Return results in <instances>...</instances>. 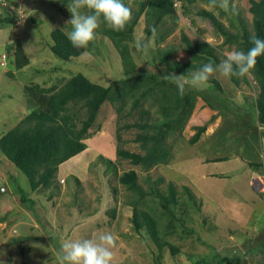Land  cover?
I'll return each mask as SVG.
<instances>
[{
    "label": "rangeland",
    "instance_id": "obj_1",
    "mask_svg": "<svg viewBox=\"0 0 264 264\" xmlns=\"http://www.w3.org/2000/svg\"><path fill=\"white\" fill-rule=\"evenodd\" d=\"M0 1L9 4L15 0ZM63 1L17 0L20 21L15 27L0 29V135L28 113L24 85L36 83L50 87L77 73L88 77V74L94 76L96 72V81L108 85L123 76L118 52L112 42L98 31L111 24L90 17L88 7L95 6L97 0H69L62 7ZM212 1L219 3L225 15H220L218 9L202 1L190 4L188 14L181 16V26L161 47L179 46L181 32L190 39L219 45L222 38L217 37L205 20L197 16L201 9L212 11L229 26V20L233 18L231 7L240 12L250 28L249 0ZM86 18L92 19L96 27ZM88 27L91 28V44L85 39ZM144 27L142 18L130 45L140 43ZM55 29L63 30L83 44L84 53L69 61L55 57L48 46L50 34ZM200 30L204 33L200 34ZM16 40L21 42L30 60V65L21 71L14 68L12 58H4L6 46ZM223 54L236 57L232 51ZM149 56L143 57L149 59ZM174 58L188 61L189 55L178 52ZM138 63L141 68L149 67ZM224 64L225 61L221 65ZM226 70L227 67H223L211 75L196 73L193 75L194 83L190 84L198 90H207L211 85L207 79L215 77L233 103L243 106L246 101L252 102L256 90L250 73H246L249 85L243 83L235 87L229 83ZM9 71L14 73L13 78L7 75ZM182 80L189 84L186 78ZM129 107L130 103L123 113ZM240 112L246 115L245 108ZM215 114L201 99H197L183 137L170 139L174 160L169 165L157 166L145 173L117 157L116 113L112 106L105 104L98 118V128L84 140L86 149L59 167L56 174L58 194L52 200L47 199L49 190L31 193L25 175L0 153V264H155V247L148 245L131 225L132 208L128 203L133 200V193L118 181V176L129 169L136 170L139 184L144 188L146 176L151 179L163 177L165 181L160 185L163 189L167 182L173 181L178 190L189 187L202 201L199 203L196 199L194 205L188 202L186 195L180 199L187 205L184 207L187 216L178 210L174 212L176 233L166 238L179 247L180 254L174 262L166 251L164 264H192L197 256L204 255L213 263L228 257L238 261L234 264H264V129L252 117L246 115L244 119L230 113L208 123ZM137 118L134 111L133 116L124 122ZM248 122L252 123L245 127ZM205 124V133L196 143L189 144L188 140L195 133L194 127ZM222 130H227L230 139L223 135ZM137 132V129L121 131L119 146L141 153L138 144L132 141ZM220 142H224V146L216 147L215 143L223 145ZM219 157L227 159L215 163L210 160ZM105 160H109L110 165ZM249 163H258L260 167L251 168ZM74 177L81 184L77 193L75 191L79 187ZM17 187L35 203L29 206L21 203ZM112 209L116 211L114 218L110 216ZM191 228L195 231H190ZM21 236H34L39 241L19 242V245L25 244L30 248L29 252L21 254L16 247L10 246L11 240ZM61 248L64 254L60 253Z\"/></svg>",
    "mask_w": 264,
    "mask_h": 264
},
{
    "label": "trees",
    "instance_id": "obj_2",
    "mask_svg": "<svg viewBox=\"0 0 264 264\" xmlns=\"http://www.w3.org/2000/svg\"><path fill=\"white\" fill-rule=\"evenodd\" d=\"M197 1L205 2L218 9L220 15H225L219 3L212 0H97L95 6H87L93 20L111 24L109 27L104 25L105 27L98 31L112 42L118 52L123 76L110 81L108 85L96 81L98 72L94 76L88 74V77L77 73L63 83L59 81L50 87L36 83L24 85L28 113L19 119L15 126L0 135V153L25 175L31 193L49 190L48 200H52L58 194L56 174L59 167L86 149L84 140L98 128V118L105 104L112 106L116 113L117 157L145 173L171 162L174 156L173 143L170 139L183 137L182 133L197 99H201L206 107L216 112L208 123H212L216 117H225L224 114L230 113L244 119L246 115L252 117L253 121L264 129V0H249L250 28L240 12L231 7L233 18L229 20V26L212 11L199 10L197 16L205 20L217 37L222 38L217 46L206 40L190 39L181 32L179 46L161 47L181 26V16L185 17L188 14L190 4ZM68 2L69 0H64L62 7ZM18 8L17 0L9 4L0 1V9L3 12L0 14V29L6 26L15 27L18 24L20 21ZM142 18L145 23L142 40L138 45H130L129 43L134 40L135 28ZM92 19L86 18L87 22L96 27L94 23L92 24ZM190 22L194 25L193 20ZM90 30L89 27L85 29L87 33L85 39L89 44ZM199 33L203 34L204 30H200ZM50 37L49 49L61 60L69 61L81 56L85 51L83 44L72 39L61 29L53 30ZM225 51H232L236 57L223 54ZM178 52L187 53L188 61L176 60L174 55ZM147 54L150 55L149 59L143 57ZM4 58H12L17 71L30 65V60L19 40L6 46ZM223 61L225 64L221 65ZM138 62L149 67L141 68ZM223 67H227L228 81L235 87H240L243 83L249 85L246 73H250L253 88L256 90L252 102L246 101L243 106L233 103L215 77L207 79L211 83L207 90H198L195 85L190 84L194 83L192 81L194 74L211 75ZM7 75L10 78L15 76L12 71ZM182 78L189 80V84L183 82ZM129 103L128 111L123 113ZM242 108L246 109V115L241 114ZM134 111L137 112L138 118L132 122L128 120L124 122L133 116ZM252 122L246 123L245 127ZM206 128V124L194 127L195 133L188 140L189 144L196 143ZM131 129L138 130L132 141L138 144L141 153L131 152L119 146L122 142L121 131ZM222 132L230 139L231 135L229 136L227 130ZM221 144L223 145L215 143V146L221 148L224 142ZM226 159L219 157L210 160L215 163ZM105 161L110 165L109 160ZM249 165L254 169L260 167L258 163ZM138 178L134 169H129L118 176L119 183L133 193V200L128 203L132 208L130 219L132 228L134 232L142 235V239L148 245L155 247L156 253L153 258L155 264H164L166 251L175 262L180 249L166 239L168 235L176 233L174 212L178 210L187 216L184 209L187 205L180 201L184 195L187 196L188 202L194 205L196 199L200 201L199 203L202 201L189 187L178 190L173 181L167 182L163 189L160 187L165 181L163 177L151 179L146 176L143 180L146 188L139 184ZM74 180L79 187L75 191L77 193L81 184L76 177ZM16 192L21 203L28 206L35 203L19 187L16 188ZM146 198L149 200L145 201ZM115 214V209L110 210L112 218ZM190 231L195 230L191 228ZM25 240L39 241L34 236H21L11 240L10 246L16 247L24 254L29 252L30 248L25 244L19 245V242ZM60 253L64 254L63 248L60 249ZM237 262L222 257L220 261L213 263L204 255L197 256L192 264Z\"/></svg>",
    "mask_w": 264,
    "mask_h": 264
},
{
    "label": "clouds",
    "instance_id": "obj_3",
    "mask_svg": "<svg viewBox=\"0 0 264 264\" xmlns=\"http://www.w3.org/2000/svg\"><path fill=\"white\" fill-rule=\"evenodd\" d=\"M172 160H174V159H172ZM172 160H171V161H172ZM169 164H170V163H169ZM169 164H168V165H169ZM161 166H164V165H161Z\"/></svg>",
    "mask_w": 264,
    "mask_h": 264
},
{
    "label": "crops",
    "instance_id": "obj_4",
    "mask_svg": "<svg viewBox=\"0 0 264 264\" xmlns=\"http://www.w3.org/2000/svg\"><path fill=\"white\" fill-rule=\"evenodd\" d=\"M212 175V174H211ZM216 175H218V174H216Z\"/></svg>",
    "mask_w": 264,
    "mask_h": 264
}]
</instances>
